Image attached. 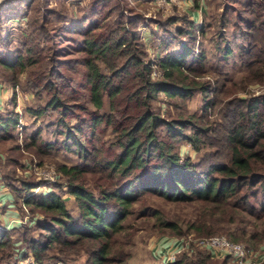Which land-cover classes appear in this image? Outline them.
I'll return each instance as SVG.
<instances>
[{"label":"trees","instance_id":"obj_1","mask_svg":"<svg viewBox=\"0 0 264 264\" xmlns=\"http://www.w3.org/2000/svg\"><path fill=\"white\" fill-rule=\"evenodd\" d=\"M246 6L252 18H241L249 37L240 59L249 72L264 77V0H246ZM121 7L119 1L93 0L91 13L83 16L80 27L70 30L81 37L72 38L74 50L83 55L78 58L60 52L57 34L45 35L49 53L37 51L36 43L28 44L26 55L8 56L0 50L3 69L27 71L30 88L37 95L46 94L45 103L28 108V112L36 117L56 112L58 128L54 133L64 137L63 148L74 146L82 158L78 164L58 163L66 183L56 184L59 189L66 186L62 190L75 197L78 216L71 213L65 197L55 188L47 194L34 193L38 182L21 180L17 186L6 179L8 174L0 177L16 203L21 201L32 213L41 214L21 227H0V264L14 263L17 228L24 231L22 242L31 251L34 264H70L76 251L87 255L86 262L76 264H109L116 255V251L112 254L114 239L125 229L124 221L134 205L147 194L192 205L193 238L223 231L252 250H257L258 241L264 238L263 231L258 232L255 225L247 228L244 221L251 216L264 226V202H259L264 197V93L241 98L237 110L221 125L230 151L228 160L207 162L201 169L203 162L196 164L180 152L182 140L196 150L206 143L214 122L210 125L205 118L208 109L217 105L209 97L211 85L195 78L206 61L203 50L195 54V20L187 18V26L177 28L178 34L188 38L182 40L179 51H168L156 63L163 76L155 78L154 63L146 58L138 30L141 16L128 6L127 13ZM116 11L111 23L110 16ZM224 51L227 54L229 47ZM10 75L3 76L11 83L13 95L12 107L0 109V142L14 139L19 123L15 110L18 82ZM198 91L204 100L201 116L178 112L163 117L155 105L161 94L184 100ZM106 128L111 129L113 139L109 143L102 139L97 145L96 135ZM40 132L28 136L24 150L40 157L59 150L57 141L42 139ZM15 148L20 146L15 144ZM176 223L166 224L177 235H184ZM32 225L44 232L32 234ZM227 263L234 264L229 256H214L191 242L167 264Z\"/></svg>","mask_w":264,"mask_h":264},{"label":"rangeland","instance_id":"obj_2","mask_svg":"<svg viewBox=\"0 0 264 264\" xmlns=\"http://www.w3.org/2000/svg\"><path fill=\"white\" fill-rule=\"evenodd\" d=\"M9 1L13 0H0V50H3L4 54L26 55L28 44L35 43L37 51L43 54L49 53L46 50L48 43L45 35L57 34L56 42L62 54L73 58L83 56L82 53L74 50L75 45L72 41V38L81 37L70 30L75 25L80 27L83 16L91 13L93 0H23V2L18 0L14 3ZM116 1L122 4L123 12H130L127 11L128 6L132 12L141 16L138 21V30L144 43L143 48L146 51L147 60L155 65L168 51L180 50L182 40L188 37L178 34L176 30L178 27L187 26V18L195 20V54L202 50L206 54L205 65L198 67L201 72L198 71V76L195 78L211 85L213 91L209 97L215 103L217 101V105L208 109V119L205 118L209 124L214 122L213 130L205 138L206 143L196 150L191 143L182 140L180 152L183 158L190 156L196 164L203 162L201 169H205L207 162L227 161L230 151L222 128L227 116H232L237 110L241 98L264 93V77L249 72L240 59L242 50L247 48L249 37L245 33L246 22L241 18L243 16L252 18V14L247 9L246 0H197L198 5L196 0H111V2ZM116 17L117 11L110 16L111 23H114ZM93 19L91 17L90 21ZM202 28L203 33L200 31ZM226 47L230 49L227 54L224 53ZM155 65H152V75L160 78L163 76L162 71ZM6 74L17 77L15 110L19 114V123L14 130V139L0 142V177L8 174L10 178L6 179L17 186H20L21 180L38 182L39 189L35 193L47 194L51 188H55L65 197L71 213L78 216L79 209L75 197L62 190L66 186L59 189L56 188V184L66 183V177L58 171V163L78 164L82 162V158L74 146L70 150L63 148L61 142L64 137L54 133L58 128L56 112L48 111L41 117L28 112V108L43 105L46 94L37 95L30 88L27 83V71L18 68L15 73H12L0 66V80L6 84L10 95L9 104L3 111L12 107L13 95L11 83L3 79ZM203 103V94L198 91L193 97L184 100L168 99L161 94L155 105L160 109L163 117L177 115L178 112L201 116ZM105 107L103 111L107 109V103ZM224 112H226L225 115ZM72 121L75 122V119ZM104 127L103 125L102 128ZM35 130L41 131L42 139L57 141L60 145L59 150L51 151L43 157L24 150V144L29 140L28 136ZM102 139L108 143L113 139L110 128H106L105 132H98L95 137L96 144H100ZM15 144H18L20 149H16ZM8 156L10 159L7 158ZM16 158L17 165L13 164L14 162L11 163ZM1 184L5 186L4 180L0 178ZM5 189L9 190L6 186ZM1 199L6 205L1 210V219L4 217L6 223H9L11 218H15L13 216H17V212L20 215L17 218L20 221L10 224L7 228L21 227L29 223L32 217L41 215L32 213L28 206L25 207L20 203L21 201L16 203L14 197H8L7 193H3ZM261 201L264 202L263 196L259 199V202ZM193 211L192 205L171 201L162 196L145 195L134 205L133 213L124 221L123 232L114 239L112 254L116 251V255L114 259L112 257L109 264H167L169 256L174 254L176 258L178 249L186 250L190 246V244L184 245L187 237L193 238L192 235L196 234L190 225L193 222ZM174 221L184 235H177L172 227L166 224ZM244 221L247 228H253L255 225L258 232H264L261 221L254 217L246 216ZM238 225L240 226L239 223L235 224V226ZM30 230L36 236L39 232H44L35 225H32ZM23 233V229L17 228L13 234L18 252L15 251L17 260L13 257L11 262L34 264L31 251L22 242ZM216 234L227 236V233L223 231ZM240 242L244 244L243 241ZM256 249L258 256L264 260V238L258 241ZM190 252L192 253L193 250ZM48 254H54V252L48 251ZM223 256L219 255V257ZM72 257L74 259L72 258L73 261L70 264L87 261V255L82 251H76Z\"/></svg>","mask_w":264,"mask_h":264},{"label":"built area","instance_id":"obj_3","mask_svg":"<svg viewBox=\"0 0 264 264\" xmlns=\"http://www.w3.org/2000/svg\"><path fill=\"white\" fill-rule=\"evenodd\" d=\"M155 66H157V64ZM48 183L51 184V182L49 181ZM38 189L39 187L34 188L33 192L35 193L36 191H38ZM4 190L5 186L1 184L0 203H3L1 196L4 193ZM191 242H195L201 248L208 249L214 256H229L234 264H264V260L258 256L255 250L247 248L242 242L233 241L225 235L214 234L211 236L199 238H192L190 236L187 237L184 242V245L191 244ZM180 251V249L177 250V252ZM174 260L175 255L173 254L167 258L166 263L172 262ZM21 263L22 262H20V264Z\"/></svg>","mask_w":264,"mask_h":264},{"label":"crops","instance_id":"obj_4","mask_svg":"<svg viewBox=\"0 0 264 264\" xmlns=\"http://www.w3.org/2000/svg\"><path fill=\"white\" fill-rule=\"evenodd\" d=\"M9 99H10V95H9V91L6 88V84L0 80V109L1 110H3L5 106L9 104V101H10ZM4 193H7L8 197L10 196L11 198H13L9 190L5 189ZM5 206H6L5 204L0 203V227H9L10 224L18 223L20 221V219L17 220V218L20 216L18 212H17V216H13L15 218H11L9 223H6L4 217L3 219H1V213H2L1 210H3Z\"/></svg>","mask_w":264,"mask_h":264}]
</instances>
